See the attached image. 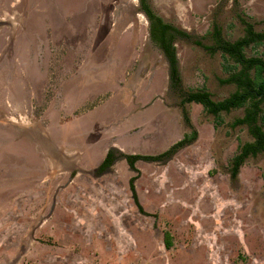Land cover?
Returning <instances> with one entry per match:
<instances>
[{
    "label": "rangeland",
    "instance_id": "1",
    "mask_svg": "<svg viewBox=\"0 0 264 264\" xmlns=\"http://www.w3.org/2000/svg\"><path fill=\"white\" fill-rule=\"evenodd\" d=\"M150 3L191 34L176 40L183 90L230 96L222 54L195 40L243 36L240 16L264 30V0ZM0 20V264H264V153L230 171L253 140L232 126L244 108L216 127L188 103L197 141L97 172L110 148L156 155L192 131L139 0H0Z\"/></svg>",
    "mask_w": 264,
    "mask_h": 264
},
{
    "label": "trees",
    "instance_id": "2",
    "mask_svg": "<svg viewBox=\"0 0 264 264\" xmlns=\"http://www.w3.org/2000/svg\"><path fill=\"white\" fill-rule=\"evenodd\" d=\"M140 5L142 12L149 20L151 40L159 47L169 62L171 88L180 91L183 115L192 131L185 133L182 139L164 152L156 155L127 154L116 148H110L97 167V172L103 174L109 171L116 161L123 156L132 168L140 160L149 162L166 161L197 141L199 132L194 127L189 111L185 106L188 103H198L204 106L207 113L215 116L216 127L224 123L222 113L244 108L243 116L237 117L233 122V126H247L253 140L241 143L238 152L231 160V175L237 178L242 166L250 157H258L264 153V56L257 52L252 55L247 54L249 47L258 48L264 45V30H257L251 20L245 16H240V20L244 25L243 36L235 40L229 39L219 25H214L211 31L213 44H205L201 39L195 40L196 45L203 47L210 54L218 52L222 54L224 59L223 69L228 76L221 79V82L235 84L236 86V90L230 96L222 100H215L207 86L188 91L182 88L176 40L189 38L191 34L173 22L167 21L155 10L150 0H140ZM131 189L136 204L139 206L140 211L144 212L133 180ZM164 242L168 249L173 247V235L170 231H165Z\"/></svg>",
    "mask_w": 264,
    "mask_h": 264
},
{
    "label": "water",
    "instance_id": "3",
    "mask_svg": "<svg viewBox=\"0 0 264 264\" xmlns=\"http://www.w3.org/2000/svg\"><path fill=\"white\" fill-rule=\"evenodd\" d=\"M9 23L11 24V21L0 20V29L3 28L5 25H8Z\"/></svg>",
    "mask_w": 264,
    "mask_h": 264
},
{
    "label": "crops",
    "instance_id": "4",
    "mask_svg": "<svg viewBox=\"0 0 264 264\" xmlns=\"http://www.w3.org/2000/svg\"><path fill=\"white\" fill-rule=\"evenodd\" d=\"M224 113H226V112H224ZM233 122H234V121H233ZM232 126H233V123H232ZM233 127H235V126H233ZM236 127H237V126H236ZM244 127H247V126H244ZM247 129H248V127H247ZM248 132H249V130H248ZM250 135H251V134H250ZM183 136H184V135H183ZM251 136H252V135H251ZM182 138H183V137H182ZM182 138H180V139H182ZM252 138H253V137H252ZM180 139H179V140H180ZM179 140H178V141H179ZM250 141H252V140H250ZM176 142H177V141H176ZM176 142H175V143H176ZM244 142H246V141H244ZM241 143H243V142H241ZM241 143H240V144H241ZM173 144H174V143H173ZM173 144H172V145H173ZM240 144H239V146H240ZM172 145H171V146H172ZM238 150H239V149H238ZM237 152H238V151H237ZM237 152H236V153H237ZM246 162H247V161H246ZM245 164H246V163H245ZM245 164H244V165H245ZM244 165H243V166H244ZM243 166H242V167H243ZM230 171H231V170H230Z\"/></svg>",
    "mask_w": 264,
    "mask_h": 264
},
{
    "label": "flooded vegetation",
    "instance_id": "5",
    "mask_svg": "<svg viewBox=\"0 0 264 264\" xmlns=\"http://www.w3.org/2000/svg\"><path fill=\"white\" fill-rule=\"evenodd\" d=\"M140 1V0H139ZM140 7H141V5H140Z\"/></svg>",
    "mask_w": 264,
    "mask_h": 264
}]
</instances>
